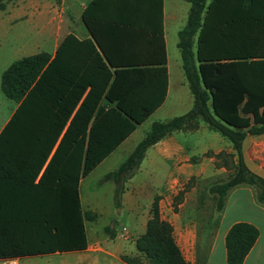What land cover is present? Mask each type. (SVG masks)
<instances>
[{"label":"trees","instance_id":"obj_1","mask_svg":"<svg viewBox=\"0 0 264 264\" xmlns=\"http://www.w3.org/2000/svg\"><path fill=\"white\" fill-rule=\"evenodd\" d=\"M8 1L0 0V10ZM187 1L177 47L192 106L184 114L153 121L102 181L114 183L118 206L147 149L173 132L196 130L202 122L233 150L214 155L231 170L226 180L208 189L215 210H222L229 191L242 184L252 186L256 200L264 204V178L249 169L242 152L248 135H264V11L252 8L263 0ZM101 2L106 4L101 19L130 28L140 25L132 15L121 16L118 0H92L83 12L92 37L69 33L53 55L41 51L24 56L1 74V92L18 105L0 131V259L85 250L88 216L81 203V180L165 101L163 1L157 0V14L143 20L144 29L158 35L163 57L157 66L150 62L156 59L134 64L115 58L94 31V12ZM183 193L178 191L174 199L181 201ZM258 234L251 223L232 224L224 238L227 264H242ZM135 248L134 255L120 256L124 263L198 264L184 258L173 226L161 218L159 196Z\"/></svg>","mask_w":264,"mask_h":264},{"label":"crops","instance_id":"obj_2","mask_svg":"<svg viewBox=\"0 0 264 264\" xmlns=\"http://www.w3.org/2000/svg\"><path fill=\"white\" fill-rule=\"evenodd\" d=\"M91 1L92 0H25V3H22L19 9L9 8L11 11L9 15L11 16V21H16L21 19V17L27 16L29 19H26V21L35 20L37 24L41 23V32H43L46 27L52 26L48 39L46 40L52 43V51L50 54L53 55L57 46L69 33L74 34L79 39L92 37L90 30L83 21V12ZM162 1V26L168 85L165 101L152 115L160 113L161 116H167L168 114L170 117L171 107L181 103L175 102L170 105L167 104L170 100L172 89H178L179 86H186L188 88V86L181 66V57L179 72L181 73V78L179 80L176 79L178 68L174 73L171 72L172 64L169 54V43H174L177 47L178 32L186 23L189 3L187 0ZM118 2L121 5V16L127 17L132 15V18L137 20L140 25L130 28L127 25H121L120 23L113 24L101 19V17L106 15V4L101 2L96 12H94V15L98 17L94 21V31L96 35L108 48L114 50L115 58L129 59L134 64H142V60L144 59H156L157 61L150 62L153 66H157L159 60L163 57L160 46H158V35L157 33L145 30L143 27V20L145 18L149 15L152 17L154 11L157 14V0H118ZM252 8L264 11V0L258 5H254ZM17 11H20V15L16 14ZM180 24H182V27H180ZM152 26L157 30V21L154 22ZM174 36H176L175 39ZM14 39L16 43H19L18 50L28 46L27 42L21 41L22 38L20 36ZM41 51L44 50L23 54L14 60ZM13 102L14 106L9 113L4 115L2 110L0 112V131L17 108L18 103L15 101ZM191 106L192 105L186 107L183 113H186ZM201 128L202 126L200 124L196 130L182 132L198 131ZM178 132L176 131L165 136L149 147L140 163V165H142L145 159H147L148 166L153 168L154 171L156 166L164 167L165 174L163 179H156L154 176H151L148 185H143V182L138 177L141 167L139 165L134 175L126 182L125 191L122 194L118 207L119 212L126 213L130 229L123 225L121 230L130 233L131 238L129 240H131L135 246V239L145 231V225L149 218V210L152 201L155 196H159L161 218L169 221L173 226L176 243L187 261L198 264H227L224 244L225 235L232 224L243 221L255 225L259 234L242 264H264V204L256 200L255 189L252 186L242 184L234 187L229 191L222 210L216 211L214 209V211L208 215L206 212H203L206 210L205 208L204 210L203 207H199L201 209L198 210L202 212L197 211L195 214L193 212L192 214L196 215L195 218L192 217L190 219L184 216L183 207L186 198H184L183 202L177 204V210H175L172 205V197L180 189L181 184L186 183L191 177H196V179L203 181L212 178L217 180L216 178L218 177H222V181L226 180L231 170L225 167L222 161L218 165H215L217 160L214 155L221 151L227 153L233 152L229 142H225V140L219 137L212 136L214 137L212 139L217 142V145L202 146L198 149H194L193 152L202 156L203 153L211 151L214 155L207 159L203 157L202 159H193L190 150L177 140L176 135ZM242 152L244 161L249 169L264 178V135H248L243 141ZM154 183H160V185L151 186ZM197 203L199 204V201H197ZM209 218L213 219L212 225L209 224ZM117 236L118 235H115V237L111 239H115ZM120 236H122V234ZM87 241V248L81 250V252H102L107 257L116 258L120 264H126L121 260V255H134L136 253V248L129 253H125V251L117 249V247L113 248L112 251L104 250L101 246L91 249V245L98 243L96 240L90 242L88 234ZM56 253L60 252L44 255H26L9 259H0V261L14 260L16 264H19V261L24 258L46 256ZM95 263H97V260Z\"/></svg>","mask_w":264,"mask_h":264},{"label":"rangeland","instance_id":"obj_3","mask_svg":"<svg viewBox=\"0 0 264 264\" xmlns=\"http://www.w3.org/2000/svg\"><path fill=\"white\" fill-rule=\"evenodd\" d=\"M25 3V0H9L4 10H0V78L2 71L17 57L36 52L40 50L51 53L52 43L47 41L49 32L52 26L46 27L43 32L41 29V23L37 24L35 20L26 21L29 17H21L16 21H11V12L9 8L19 9L21 4ZM16 14L20 15V11ZM19 17V18H20ZM182 27V24H180ZM20 36L22 42H27L28 46L18 50L19 43L15 42V37ZM176 36H174V39ZM38 47V48H37ZM169 54L171 57V72L174 73L178 68L176 79L181 78L180 72V55L176 45L169 43ZM184 79V77H183ZM175 102L178 105L171 107L170 117L161 116L160 113L151 115L142 124L138 125L136 130L117 147L103 162H101L88 176L83 178L80 182V197L82 202V208L85 214L88 216L86 221V230L88 239L90 242L96 240L98 244L91 245L90 248L94 249L101 246L102 249L112 251L117 247L125 253L134 251V244L131 240L130 233L123 231L122 226L129 228V220L124 212H119V207L115 205L113 200L114 183L112 181H102L103 176L115 170L122 161L131 153L136 144L144 137L153 121H164L171 117L184 114V109L192 105V97L186 86H179L178 89H172L170 93V100L168 105ZM14 106V102L6 98L0 89V112L5 114L9 113ZM202 128L198 131L182 132L177 131V140L181 142L187 149L190 150L193 159L209 158L213 156V152L208 151L199 156L194 149H198L202 146L217 145L212 136L219 137L225 142L226 139L222 138L218 133L209 130L202 122L200 123ZM225 152V151H224ZM216 163H221V158H216ZM140 171L138 173L139 179L142 184L147 186L151 176L154 178L163 179L164 167L156 166L155 171L147 164V159L140 165ZM154 172V173H153ZM155 174V175H154ZM217 180L209 179L206 181L198 180L196 177H191L186 183L181 184L180 190H184L181 201H177L172 197V205L177 210V204L183 202L186 198V202L183 207V215L193 217L197 211L202 212L199 207H203L206 214H210L215 209V203L213 196L209 193V186L223 180L222 177L216 178ZM160 185V183L152 184ZM159 187V186H158ZM141 201V200H140ZM199 201V204L197 203ZM194 212V214H192ZM209 224H213V219L209 218ZM209 225V226H210ZM106 228L108 231H106ZM130 229V228H129ZM110 231L116 233L117 238L111 239ZM122 234V236H120ZM127 238V239H124ZM99 257V258H94ZM97 260V263H95ZM19 264H120L116 258L107 257L102 252L84 251V252H67L56 253L46 256H37L24 258L19 261Z\"/></svg>","mask_w":264,"mask_h":264},{"label":"built area","instance_id":"obj_4","mask_svg":"<svg viewBox=\"0 0 264 264\" xmlns=\"http://www.w3.org/2000/svg\"><path fill=\"white\" fill-rule=\"evenodd\" d=\"M0 264H16L14 260H1Z\"/></svg>","mask_w":264,"mask_h":264}]
</instances>
